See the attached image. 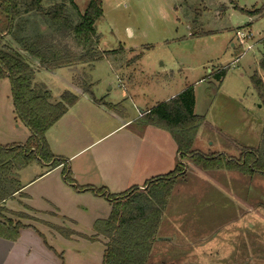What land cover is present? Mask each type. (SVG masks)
Here are the masks:
<instances>
[{
	"label": "rangeland",
	"instance_id": "374dc122",
	"mask_svg": "<svg viewBox=\"0 0 264 264\" xmlns=\"http://www.w3.org/2000/svg\"><path fill=\"white\" fill-rule=\"evenodd\" d=\"M75 2L80 12H84L89 0ZM102 2L103 16L96 22L98 48L102 52L119 51L92 64L70 67L74 68L72 78L65 68L57 69L56 73L38 71L37 80L43 81L39 83L45 84L57 101L64 91L72 90L68 85L72 79L81 89L91 84L90 97L105 98L115 104L124 100L135 112L153 105L169 91L180 93L192 86L194 111L205 116L201 128L207 139L205 143L197 141L195 150L235 160L242 159L245 151L264 152V102L251 80L255 72L264 80L260 67L264 14L250 16L244 11L263 8L264 0ZM6 27L0 8V33L4 34ZM240 28L251 33L243 45L235 36ZM60 42L76 49L66 35ZM235 42L236 46H232ZM226 67L229 68L221 81L209 77ZM149 77H155L154 82ZM161 78L169 82L164 89V81L157 80ZM16 120L10 79L0 78L1 143L17 144L24 139L22 129L17 126L27 127ZM198 167L187 166L184 176L176 181L169 221L160 229L172 241L156 240L149 264H264V174ZM56 207L48 208L44 212L48 216L43 217L52 223L54 233L49 234L45 227L36 226L37 229L48 241L50 237L61 252L67 251L70 262L101 263L102 243L88 238L72 243L55 226L91 236L92 219L99 210L108 215L111 206H92L84 213L78 212L76 221L65 219V222ZM4 213L15 215V220L24 226L34 222L23 207L17 213ZM24 241L34 246L40 260L52 264L61 260L55 253L47 252L42 238Z\"/></svg>",
	"mask_w": 264,
	"mask_h": 264
},
{
	"label": "trees",
	"instance_id": "16d2710c",
	"mask_svg": "<svg viewBox=\"0 0 264 264\" xmlns=\"http://www.w3.org/2000/svg\"><path fill=\"white\" fill-rule=\"evenodd\" d=\"M75 1L0 0V8L7 21L6 34L0 33V78L10 79L17 119L30 132L23 144H0V236L14 241L25 226L6 218L3 211L8 210L2 204L13 199L15 193L22 189L18 177L20 170L36 161L50 164L52 168L64 164L65 180L80 188L67 168L66 158L52 153L45 136L48 129L78 101V95L67 90L60 100L55 101L45 84L34 82L36 71L92 64L119 51L102 52L98 48L96 22L103 16L102 0H89L84 12H80ZM244 11L250 16L261 15L264 7ZM63 35L71 38L76 49L60 42ZM31 59L36 60L37 65ZM260 67L264 71V52ZM228 68L209 77L221 81ZM251 80L264 102V80L257 72ZM91 88V84H86L82 90L90 93ZM99 102L112 110L120 107L106 103L104 98ZM194 108V90L189 86L145 112L138 123L168 131L176 142L182 162L188 158L204 170L238 169L245 173L264 174V152L260 149L245 151L239 160L195 150L194 144L205 116L197 115ZM182 162L173 171L147 180L144 189L133 186L120 194H109L106 188L88 187L107 196L112 205L109 217L95 222L94 236L56 226L55 229L68 239L72 235L92 241L98 237L105 239L102 264H149L164 210L176 181L185 174L187 165Z\"/></svg>",
	"mask_w": 264,
	"mask_h": 264
},
{
	"label": "crops",
	"instance_id": "0c3cea01",
	"mask_svg": "<svg viewBox=\"0 0 264 264\" xmlns=\"http://www.w3.org/2000/svg\"><path fill=\"white\" fill-rule=\"evenodd\" d=\"M236 42L232 43V46H236ZM30 61L37 65L36 60L31 59ZM61 69L63 71L64 68ZM65 69L69 70L72 78L74 73L72 69L74 68L66 67ZM40 70L43 69L36 71L34 82H43L36 78L37 72ZM149 78V81L154 82L155 77ZM157 80L164 81L162 83L164 89L168 81L163 78ZM75 84L73 79L68 81L71 91L78 95V101L48 129L45 136L52 153L66 158L67 168L80 188L65 180L64 164L52 168L50 164L36 161L20 170L18 177L22 189L15 193L13 199L5 201L2 206L14 213L19 212L23 207L34 218V220L32 219L34 222L28 223L27 226L20 229V236L16 241L0 236V264H52L40 260L37 252L33 249L34 246L24 241L29 238L37 240L38 237L43 239L47 252L55 253L60 257L61 260L58 264H75L67 258V251L61 252L59 248L53 246L52 239L49 237L48 241L45 234H42L36 227H45L49 230V234H51L50 232L54 233L53 227H51L52 223L49 221L48 223L43 218L45 215L48 216L47 213H44L50 210L48 208L58 206L59 208L56 207V209L61 220L65 222V219L76 221L75 216L78 215V212L84 213L92 206L103 204L111 206L108 215H104L105 210H99L92 219L90 228L93 232L91 236H94L95 222L108 218L112 205L107 196L98 194L91 188H106L109 194H120L133 186L142 188L145 187L147 180L173 171L181 161L176 142L168 131L153 125L138 123L145 112L178 93L175 91L164 93L165 96L162 99H156L155 103L147 106L146 109L140 108L139 112H135L124 100L116 104L105 100L106 103L119 105V108H123L121 111L114 112L104 103H100L98 99L90 97ZM53 99L57 101V98L53 97ZM21 125L17 127L22 129L24 139H21L22 141L17 144L25 143L30 136L29 130ZM204 139L202 128H200L194 147L197 141H204ZM13 143L15 142L7 144ZM0 144L7 145L1 142ZM184 160L183 162L188 168L196 167L190 159L185 158ZM174 191L175 188H173V193L164 210L158 229L157 242L160 240L172 241V238L166 237L165 233L161 234L160 229L169 221L170 212L168 211L171 199L175 197ZM4 212L6 218L18 222L14 218L15 215ZM52 213L54 214L53 211ZM84 239L78 235H72L69 240H72V243H78ZM95 241L103 245V260L106 241L102 237H98ZM42 249L46 250V248ZM151 255L153 256V251ZM102 260L99 264H102Z\"/></svg>",
	"mask_w": 264,
	"mask_h": 264
},
{
	"label": "built area",
	"instance_id": "2783aa9c",
	"mask_svg": "<svg viewBox=\"0 0 264 264\" xmlns=\"http://www.w3.org/2000/svg\"><path fill=\"white\" fill-rule=\"evenodd\" d=\"M240 45H243L247 42L248 39L251 38V33L249 31H245L243 28L237 29L235 34Z\"/></svg>",
	"mask_w": 264,
	"mask_h": 264
},
{
	"label": "water",
	"instance_id": "95a60500",
	"mask_svg": "<svg viewBox=\"0 0 264 264\" xmlns=\"http://www.w3.org/2000/svg\"><path fill=\"white\" fill-rule=\"evenodd\" d=\"M145 187H142V189H144Z\"/></svg>",
	"mask_w": 264,
	"mask_h": 264
}]
</instances>
